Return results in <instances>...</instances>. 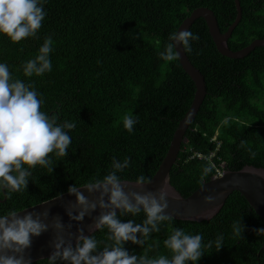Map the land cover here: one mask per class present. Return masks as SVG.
Masks as SVG:
<instances>
[{
	"label": "trees",
	"instance_id": "trees-1",
	"mask_svg": "<svg viewBox=\"0 0 264 264\" xmlns=\"http://www.w3.org/2000/svg\"><path fill=\"white\" fill-rule=\"evenodd\" d=\"M240 3L242 17L228 39L232 50L264 39V0ZM199 6L214 11L223 32L237 16L234 0H46L47 14L36 37L14 43L0 34V62L8 64L12 78L39 93L41 111L58 117V123L76 124L69 132L72 143L67 155L49 154L50 173L40 165L29 169L23 192H13L10 198L0 195V213L20 211L65 193L72 185L100 178L111 170L113 158L121 162L130 158L129 167L119 173L122 180L155 174L196 92L179 59L166 61L158 53L169 43V34ZM188 30L200 37L186 53L203 74L207 95L170 172L171 184L183 196L197 189L202 177L205 182L216 174L214 164L229 170L264 168V46L242 58H230L218 51L204 18H197ZM46 37L53 40L52 70L25 76L23 63L38 54ZM128 114L137 121L132 133L122 125ZM205 167L210 168L206 176ZM117 217L134 223L145 219L143 211L136 216L118 211ZM234 221L244 225L240 238H233ZM260 227L264 219L234 191L211 219L173 218L161 222L160 231L146 240L137 233L142 244L127 241L123 247L138 257L170 258L163 241L173 228H182L203 234L202 245L224 236L220 250L204 249L197 264H264V236L254 231ZM109 235L107 227L90 235L98 240L93 254L114 244ZM48 258L32 264H47ZM55 264L69 262L57 257Z\"/></svg>",
	"mask_w": 264,
	"mask_h": 264
},
{
	"label": "clouds",
	"instance_id": "clouds-1",
	"mask_svg": "<svg viewBox=\"0 0 264 264\" xmlns=\"http://www.w3.org/2000/svg\"><path fill=\"white\" fill-rule=\"evenodd\" d=\"M46 0H0V34L6 35L12 42L18 43L26 37H36L41 28L42 21L46 16L44 4ZM199 35L190 30L174 31L169 34L164 50L158 55L166 61L178 58L176 45L180 44L185 51L192 50V41H198ZM53 40L46 37L38 49V54L23 63L25 76L33 74L42 76L52 70L50 53L52 52ZM43 100L39 93L26 85L20 79H13L8 64L0 62V195L5 193L10 198L13 192H23L31 176L29 169L37 165L52 171V157H65L72 143L69 132L76 127L74 122L64 121L58 123V117L48 115L40 110ZM137 123L134 115H125L122 121L123 128L132 133ZM224 124L228 120L223 121ZM254 157L255 153H251ZM130 165V158L123 161L113 158L111 170L100 178L93 177L84 187L89 191H98V204L103 212L95 220V228L103 230L107 227L110 233L109 239L114 242L111 247H104L97 254L98 240L94 236L78 237L75 247L63 246L61 239L55 244L57 249L47 260V264H55L57 257L69 264H197L204 255V249L219 251L224 242L222 234L217 235L214 241L202 245L203 234L188 233L182 228H173L170 235L163 241L164 246L171 252V257L160 255L150 258L147 255L137 256L129 254L123 247L124 242L131 241L142 244L143 240L136 235L140 233L146 240L152 232H159L161 222H171L173 217L166 214L168 207V192L161 187L158 192H125L119 173ZM221 169L225 171V165ZM27 166V167H25ZM210 172V168H204V176ZM151 176L138 175L134 183L143 186L151 181ZM203 183V177L201 178ZM69 194H75L81 210L73 219L82 220L89 210L97 207V202H89L87 197L78 191L77 185L68 188ZM59 195V194H58ZM108 200L105 202L104 196ZM211 201L213 197L205 198ZM117 209L120 215L131 214L136 216L141 211L145 215L142 223H134L133 220L122 222L117 217ZM46 215V213H44ZM57 228L63 227L59 222ZM47 225L32 213L18 216L16 209H10L6 213H0V264H32L31 260L24 258V252L31 245V237L38 236L46 230ZM244 225L240 221L232 224L233 238H240ZM257 235L264 236V227L254 230Z\"/></svg>",
	"mask_w": 264,
	"mask_h": 264
},
{
	"label": "water",
	"instance_id": "water-1",
	"mask_svg": "<svg viewBox=\"0 0 264 264\" xmlns=\"http://www.w3.org/2000/svg\"><path fill=\"white\" fill-rule=\"evenodd\" d=\"M234 1L237 16L226 31H221L214 11L206 6L194 8L182 21L177 31L188 30L197 18L202 17L205 19L210 35L221 54L230 58L246 56L257 46H264V39H254L249 45L239 50H232L229 47L228 39L242 17L240 0ZM176 50L178 51V59L182 67L196 86L194 99L189 110L180 120L167 154L152 176L151 181L138 187L134 181L122 180L124 191L126 193L134 191L140 194L146 192L156 193L161 187H164L168 192L166 214L171 215L175 219L191 221L211 219L219 212L229 195L234 191H239L255 212L264 219V168L249 165L239 170L225 169L222 175L213 176L208 181L203 182L188 196H183L171 184L170 172L178 159L186 130L195 119L207 95L203 74L191 62L180 44L176 45ZM78 191L85 195L89 202H97V207L94 210H89L83 219L79 221L73 219L72 216L79 213L81 206L77 203L75 194H69L68 191L52 199L17 211V215L21 217L27 213H32L34 219L38 217L41 222L47 225L46 230L42 231L40 235L31 237V245L24 252L26 260L30 259L31 262H34L50 257L57 251L55 244L61 239L64 242L63 246H72L77 243L81 234L90 236L97 230L95 228L96 218L103 212L109 211V209H102L99 206L98 200L100 197L98 191L89 192L84 186L78 187ZM208 196L213 197V199L211 201L206 200L205 198ZM104 200L107 202V195L104 196ZM116 211L120 210L117 209ZM57 222L63 227L57 228L55 226Z\"/></svg>",
	"mask_w": 264,
	"mask_h": 264
},
{
	"label": "built area",
	"instance_id": "built-area-1",
	"mask_svg": "<svg viewBox=\"0 0 264 264\" xmlns=\"http://www.w3.org/2000/svg\"><path fill=\"white\" fill-rule=\"evenodd\" d=\"M222 173V170L221 169H217V174L220 175Z\"/></svg>",
	"mask_w": 264,
	"mask_h": 264
}]
</instances>
